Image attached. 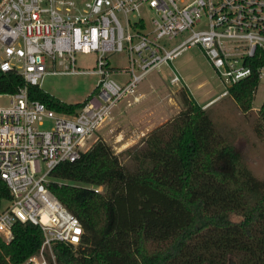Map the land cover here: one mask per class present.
Listing matches in <instances>:
<instances>
[{
  "label": "built area",
  "instance_id": "1",
  "mask_svg": "<svg viewBox=\"0 0 264 264\" xmlns=\"http://www.w3.org/2000/svg\"><path fill=\"white\" fill-rule=\"evenodd\" d=\"M194 45L228 93L252 74L247 59L264 49V0H0V70L39 86L49 74L98 75L72 112L29 98L26 85L0 93L8 96L0 102V177L11 195L0 207V237L12 238L15 220L43 232L39 250L19 264H49L47 256L54 261L53 242L81 243L80 219L49 188L50 181L59 182L52 169L80 157L118 100ZM121 51L128 64L111 63ZM77 52L94 53L92 69L76 65ZM257 72L264 79V64ZM182 80L175 69L170 81Z\"/></svg>",
  "mask_w": 264,
  "mask_h": 264
},
{
  "label": "trees",
  "instance_id": "2",
  "mask_svg": "<svg viewBox=\"0 0 264 264\" xmlns=\"http://www.w3.org/2000/svg\"><path fill=\"white\" fill-rule=\"evenodd\" d=\"M247 64L252 74L229 87L243 112L253 108L264 49ZM24 85L29 98L58 111L72 112L86 100L63 101L0 70V93ZM181 98L184 109L126 149L135 169L99 137L80 157L52 169L61 182L52 180L49 188L80 219L83 235L78 245L53 242L49 264H264V178L186 84ZM259 111L256 131L264 141V101ZM10 197L0 177V207ZM12 230L8 242L0 237V264H19L41 246L38 224L15 220Z\"/></svg>",
  "mask_w": 264,
  "mask_h": 264
},
{
  "label": "rangeland",
  "instance_id": "3",
  "mask_svg": "<svg viewBox=\"0 0 264 264\" xmlns=\"http://www.w3.org/2000/svg\"><path fill=\"white\" fill-rule=\"evenodd\" d=\"M111 63L128 64L126 53H115ZM76 65L92 69L94 53L77 52ZM175 69L183 77L180 84L170 81ZM184 79L190 84L193 96L210 113L217 130L245 151L248 166L256 176L264 178V141L256 131L261 120L259 110L264 101V79L260 81L255 94L253 108L243 112L229 92L223 94L225 86L199 45L185 48L170 66L163 64L152 70L138 84L135 93L123 96L111 107L92 138H102L123 163L135 169L137 161L126 149L137 145L151 130L173 119L185 108L181 98V90L186 84ZM97 80L98 75L93 72L49 74L43 78L40 86L63 101L79 102L92 93ZM7 101L8 96H0V102Z\"/></svg>",
  "mask_w": 264,
  "mask_h": 264
},
{
  "label": "crops",
  "instance_id": "4",
  "mask_svg": "<svg viewBox=\"0 0 264 264\" xmlns=\"http://www.w3.org/2000/svg\"><path fill=\"white\" fill-rule=\"evenodd\" d=\"M184 81L186 82V85L188 86V87H190L189 89H190V91L192 90L191 89V86H190V84L184 79ZM185 84V83H184ZM260 85V84H259ZM151 86H153V87H155L156 86V84H152ZM259 88V87H258ZM213 92V91H212ZM192 93H193V91H192ZM209 93H210V91H209ZM215 99H213V100H211V101H214ZM212 104V103H211Z\"/></svg>",
  "mask_w": 264,
  "mask_h": 264
}]
</instances>
